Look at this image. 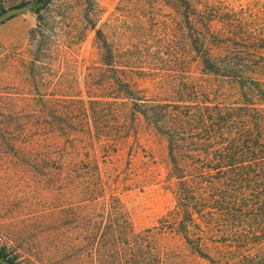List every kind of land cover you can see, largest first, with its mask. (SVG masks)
<instances>
[{"label":"trees","instance_id":"trees-1","mask_svg":"<svg viewBox=\"0 0 264 264\" xmlns=\"http://www.w3.org/2000/svg\"><path fill=\"white\" fill-rule=\"evenodd\" d=\"M52 1L37 0L33 7L38 25L30 32L28 68L35 85L40 76L47 86L45 93L35 88L33 101L46 108L34 112L33 138L47 145L48 157L61 146L58 166L74 168L73 175L64 168L58 178L90 175L104 187L109 180L99 157L82 150L128 146L147 125L166 141L168 177L175 183L177 211L160 228L137 230L112 194L104 237L111 249L101 264H174L171 255L179 254H172L169 237L180 230L195 260L264 264V14L237 10L229 0H162L173 12L169 43L115 44L99 29V62L86 100L82 90L69 87L65 73L78 61L62 55L76 54L83 40L72 31L61 40L64 23L51 24L42 15ZM205 77L236 87L239 98L214 101ZM95 129L110 135L96 139ZM63 142L73 150L69 162ZM0 256L16 264L3 251Z\"/></svg>","mask_w":264,"mask_h":264},{"label":"rangeland","instance_id":"rangeland-1","mask_svg":"<svg viewBox=\"0 0 264 264\" xmlns=\"http://www.w3.org/2000/svg\"><path fill=\"white\" fill-rule=\"evenodd\" d=\"M36 1L0 0V15L22 5L33 8ZM229 2L237 10L254 8L264 14V0ZM168 4L162 0H53L42 15L51 24L64 23L62 41L69 31L83 40L74 47L76 54H62L79 64L65 72L70 74L69 87L82 90V97L88 99L89 75L99 62L95 48L99 29L115 44L169 43L174 37L169 26L173 12ZM37 25L38 15L33 12L0 25V251L16 264H101L111 249L104 237L109 232L111 200H115L112 194L121 200L137 230L160 228L165 218L175 217L178 200L175 183L168 177L167 144L143 125L139 128L141 139H132L128 146L103 147L101 143L96 149L90 145L91 149L82 150L99 157L103 175L109 180L104 187L90 181V175L83 179L74 175V180L58 178L69 164L58 166L62 147L53 149L48 157L47 145L32 135L34 112L46 108L33 101L34 95L38 88L43 93L47 90L40 76L35 85L28 68L30 32ZM203 79L214 101L232 103L239 98L238 89L231 84L215 77ZM97 132L92 133L96 139L110 135L107 129ZM63 146L69 162L74 159L73 150L64 142ZM48 158L52 168L45 164ZM72 170L66 167L65 173L73 175ZM180 231H171L169 237L172 254H179L171 255L173 263L207 264L195 260L191 250L186 252Z\"/></svg>","mask_w":264,"mask_h":264},{"label":"water","instance_id":"water-1","mask_svg":"<svg viewBox=\"0 0 264 264\" xmlns=\"http://www.w3.org/2000/svg\"><path fill=\"white\" fill-rule=\"evenodd\" d=\"M32 11H33V8L30 7L29 5L11 8L10 10L6 11L4 14L0 15V25L15 18L16 16L26 15ZM0 264H13V263L8 260L3 259L0 256Z\"/></svg>","mask_w":264,"mask_h":264}]
</instances>
